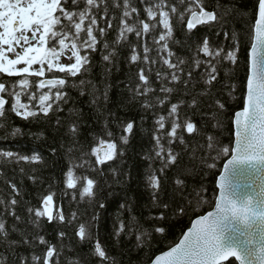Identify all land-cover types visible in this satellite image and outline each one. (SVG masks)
<instances>
[{
	"label": "snow or ice",
	"instance_id": "1",
	"mask_svg": "<svg viewBox=\"0 0 264 264\" xmlns=\"http://www.w3.org/2000/svg\"><path fill=\"white\" fill-rule=\"evenodd\" d=\"M70 2L71 7L69 0H0V118L10 112L21 120L29 121L41 115L49 118L51 113L63 112L62 105L69 102L65 91L69 78L78 79L84 74L86 66H90V54L100 51L101 60L106 66L111 65L118 55L117 47L127 42L130 49L128 62L141 64L136 73L139 83L133 90L136 97L143 98L141 107L145 110L157 107L163 110L168 105L166 115L153 112L155 119L151 139L154 143L151 154L146 157L160 162L159 169H152L147 177L152 190V203L160 209L159 214L149 216L148 219L154 223L151 231H145L140 219L132 215V207L122 204L120 207L126 208L129 218L125 221L118 216L111 234L115 244H119L122 236L130 238L135 235V243L131 246L133 250L147 246V238L153 233L165 232L163 222L168 219L169 210L180 216L188 208L206 202L203 185L198 188L193 185L191 191L186 192L188 186L179 174L175 176L176 187L172 199L163 201L160 195L163 191L161 178L166 177L168 170L179 166L182 152L189 149L182 132L190 134L189 138L199 132L189 116H181V106L197 109L199 97L211 93L223 62L233 66L238 64L241 36L236 31H226L225 25L229 22V15L234 14V19L239 17L243 20L246 27L242 33L248 37L250 49L246 58L243 107L235 111L234 118H230L235 127L234 145L231 139L229 145L225 146L215 136L208 135L206 144L196 142L191 149L193 156L197 147L204 151L200 160L208 169L216 168V161L220 157L230 156L215 182L219 195L215 197L213 210L191 220V227L183 232L179 242L154 259L150 258V264H264V0H253L252 9L248 11L219 3L210 9L207 0H138L139 5H143L142 9L133 0ZM177 24L185 36L183 43L191 53L190 63L188 58L172 50L173 44L182 43L174 37ZM198 26L218 29L216 35L223 32L225 40L230 41L227 48L224 44L213 45L208 36L192 40L189 44V38L199 31ZM113 29L116 31L115 38L108 42L106 37ZM128 34L135 35V43L129 41ZM153 52L155 55H152ZM65 57L67 63L63 62ZM155 65L160 66L155 76L160 83L158 91L161 95L149 100L148 97L157 91L151 87L149 79ZM199 68L204 71L197 79L195 70ZM225 76L230 78V73L226 72ZM79 83L83 86L85 81L80 80ZM198 83H203L202 91H189V86L194 88ZM181 85V95L190 96L191 99L186 101L181 98L172 103L170 96L181 91ZM72 86L76 87L74 81ZM224 87L230 88L228 95L235 98L236 83L225 84ZM84 94L81 90L80 95ZM104 99H107L106 91ZM97 101L98 98L93 96L91 102L95 104ZM213 106L221 114L225 109L218 99L209 105ZM69 112L75 115L74 109H69ZM215 117L214 112L212 118ZM78 120L79 117L68 120L64 133L68 143L62 140L60 145L68 161L59 181L64 186L60 199L71 196L72 201H77L78 193L79 201L87 198L91 203L99 188L96 177L105 175L101 166L109 165V162L124 155L122 146L129 143L134 123L120 122L118 127L121 134L118 138L106 124L102 133L90 134L91 142H82L79 140L81 132ZM63 126L57 115L54 129L59 133ZM222 126L219 120L213 125ZM0 129H4V139L24 134L21 128L9 127L2 122ZM33 135L39 139L43 133ZM176 141L182 146L181 152L175 150ZM51 152L55 155L57 149L53 148ZM213 152L215 155H212ZM0 161L15 165L43 163L38 154L28 155L9 149H0ZM77 170H80L79 174ZM110 170L113 173L116 171ZM20 171L23 173L24 168L21 167ZM31 171L34 173L36 169L32 168ZM185 172L190 173V170L185 169ZM28 178L33 183L37 179L34 175ZM5 183L9 185L11 193L8 198H0V205L4 207V215L11 216L15 223L9 230L5 220L0 217V246H4L5 252L12 255L9 261L4 254H0V264H62L60 257L65 247L63 240L66 233L60 225H76L75 237H79V243H91V254L99 264H117L102 246L98 233H93L99 214L93 213L90 219L77 224L80 220L78 211L66 214L59 204L54 210L57 193L52 190V185H49L46 194L40 196L38 206L27 207V224L39 228L45 219L48 223L56 222L59 246L37 233H32V239H28L24 231L17 227L18 223L23 222L15 210L20 203L16 199L21 195L20 189L14 182L5 180ZM99 207L102 209L105 204L101 201ZM13 233H17L20 239L13 240ZM20 244L33 249L30 256L15 251ZM37 244L43 246L40 253L35 251ZM78 260L66 258V264H78Z\"/></svg>",
	"mask_w": 264,
	"mask_h": 264
},
{
	"label": "trees",
	"instance_id": "2",
	"mask_svg": "<svg viewBox=\"0 0 264 264\" xmlns=\"http://www.w3.org/2000/svg\"><path fill=\"white\" fill-rule=\"evenodd\" d=\"M133 2L141 9L143 8V5H139L138 0H133ZM207 3L210 9L219 3L224 6L234 7L240 11L251 10L253 6V0H207ZM69 7H71L70 0ZM116 15L118 16L119 13H116ZM233 15L227 17L229 22L225 25V30L229 33L236 31L241 36L238 64L233 66L228 62H223L219 67V76L217 81L214 82L211 93L199 97L197 109H188L184 105L181 106V116H189L199 128V132L190 138V134L186 133V131L182 132V135L186 137L189 149L186 152H182L179 166L168 170L166 177L161 178L163 180V191L160 195L163 201L172 199L174 195L173 189L176 187L175 176L179 174L180 178L188 186L185 189L186 192L191 191L193 185L197 188L203 185L206 189L204 193L206 202L202 205L188 208L186 213L180 216L174 215L169 210L167 212L168 219L163 222L165 232L163 234L153 233L151 237L147 238V246H141L139 250H133L131 247L135 243V235L130 238L122 236L119 244L114 243L111 234L117 217L119 216L125 221L129 218L126 208L121 209L120 205L124 204L132 207V215L140 219L145 231H151L154 223L148 219L149 216L159 214L160 209L153 206L152 203V190L148 185L147 177L152 169H159L160 162L158 160H149L146 157L151 154L154 143L151 139L155 119L153 112L166 115L168 108L167 104L163 110L159 107L153 110H145L141 107L143 98L136 97L133 92L139 83L136 73L141 64L128 62L127 58L130 56V49L127 42H124V46L117 47L118 55L114 58L113 64L106 66L105 62L101 60V52H92L90 54V66H86L87 70L84 74L78 79L69 78L70 82L65 89L69 102L62 105L63 112L51 113L49 118H44L41 115L39 118L30 119L29 121L21 120L10 112L7 113L6 117L0 118V122L5 123L9 127H19L24 133L15 138L4 139V129H0V149H9L28 155L35 153L43 159V163L34 165L24 163L21 165L5 164L0 161V198H8L11 193V189L5 183V180L14 182L20 189L21 195L16 197L20 203L15 210L17 215L23 218V222L18 223L17 227L24 231L28 239H32V233H37L59 246L57 242L58 225L56 222L48 223L45 219L39 228H34L32 225L27 224L29 218L27 207L29 205L38 206L40 204V196L46 194L49 185H52V190L57 193L56 197H54V210L56 205L59 204L66 214L78 211L80 220L77 224L90 219L93 213L99 214L98 225L93 227V233H98L102 246L109 257L117 261V264H150V258L154 259L156 255L178 243L183 232L189 228L191 220L212 210L215 197L217 196L215 182L221 173L224 163L230 156L220 157L216 161V168L208 169L200 160V157L204 155V151L197 147V151L193 156L191 149L196 146V142L206 144L208 135L215 136L225 146L229 145L230 139L232 144L234 142V127L230 122V118H234L235 111L241 110L243 107L242 93L246 92V58L250 44L248 37L242 33V30L246 27L245 23L239 17L234 19ZM198 28L199 31L196 35L189 38V44L192 40H199L202 36H208L213 45L217 43L224 44L227 48L230 41L225 40L223 32L220 35H216L218 29H210L206 26H198ZM115 35V29L110 30L106 40L108 42L113 41ZM174 37L182 43L173 44L172 50L177 55L188 58L190 63L191 53L188 46L183 43L185 36L178 24L175 27ZM128 39L132 43L137 40L134 34H128ZM140 54L142 55V49ZM152 55H155V52ZM159 67V65L153 66V71L149 74V79L152 82L151 87L157 90L148 97L149 100H152L155 95H161L158 91L160 83L155 76V71ZM185 71H187V66H185ZM203 71V68L195 70L197 79H199V74ZM226 72L230 73V78L225 76ZM8 79L14 80L16 78ZM80 80L85 81L83 86L80 85ZM73 81L76 87L72 86ZM89 81L91 82L90 84L88 83ZM231 83H236L237 85V91L234 94L235 98L228 95L230 88L224 87L225 84ZM180 89L181 91L171 94L170 101L172 103L177 102L181 98L186 101L191 99L190 96L181 95L183 91L182 85ZM203 89V83L196 84L194 88L189 86V91L193 93H198ZM81 90L85 92L84 95H80ZM105 91L107 92V99H104ZM93 96L98 98L95 104L91 102ZM216 99L225 105L222 114L214 106L209 107L210 104H214ZM69 109H74L75 115H72ZM214 112L216 113L215 119L212 118ZM57 115H59L64 125L59 129V133L53 127ZM77 117H79L78 123L80 124L81 132L79 140L82 142L86 140L91 142L92 136L90 134L102 133L106 124L107 128L118 138L121 134V130L118 127L120 122L132 121L134 123V131L130 135L129 143L122 146L124 155L109 162L110 167L109 165L101 166L105 175L96 177L99 180V188L96 190L94 202L91 203L87 198L79 201L78 193L76 195L79 202L72 201L71 196H65L62 200L60 199V192L64 186L59 181L62 178V169H66L68 164L64 150L61 149L60 145L62 140L65 144L68 143V137L64 135L68 127V120H77ZM217 120L222 122V127H213ZM37 133H43V136L37 139L33 135ZM175 144V150L181 152L182 146L179 145L178 141ZM53 148L57 149L55 155L51 152ZM212 155H215V152ZM208 162L211 161L209 160ZM21 167L24 168L23 173L20 171ZM32 168L36 169L34 173L31 171ZM110 169H115V173ZM185 169H189L190 173L185 172ZM79 173L80 170H77V174ZM29 175L37 177L35 183L28 178ZM101 201L105 204L102 209L99 207V202ZM0 217L5 220L9 230H11L15 221L11 216L4 215L3 205H0ZM60 227L66 233V237L63 240L65 247L60 257L62 264H66V258L73 260L79 258L78 264H99L98 259L91 254V243H79V237H75L74 228L76 225H60ZM11 238L19 240L20 236L17 233H13ZM15 251L20 255L30 256L33 249L27 245L20 244ZM35 251L37 253L42 252L43 246L37 244ZM0 254H4L9 261L12 259L11 253L5 252L4 246H0Z\"/></svg>",
	"mask_w": 264,
	"mask_h": 264
},
{
	"label": "water",
	"instance_id": "3",
	"mask_svg": "<svg viewBox=\"0 0 264 264\" xmlns=\"http://www.w3.org/2000/svg\"><path fill=\"white\" fill-rule=\"evenodd\" d=\"M233 127H234V125H233ZM234 133H235V127H234ZM234 141H235V135H234ZM233 145H234V142H233ZM229 159H230V158H229ZM225 163H227V161H226ZM225 163H224V164H225ZM223 167H224V165H223ZM223 167H222L221 172L223 171ZM218 177H219V176H218ZM217 179H218V178H217ZM217 195H219V189H218V188H217ZM213 208H214V206H213ZM213 208H212V210H213ZM212 210H211V211H212ZM189 227H191V224H190ZM187 230H188V229H187ZM187 230H186V231H187ZM186 231H185V232H186ZM181 238H182V237H181ZM178 242H179V241H178ZM231 259H234V258H231Z\"/></svg>",
	"mask_w": 264,
	"mask_h": 264
},
{
	"label": "rangeland",
	"instance_id": "4",
	"mask_svg": "<svg viewBox=\"0 0 264 264\" xmlns=\"http://www.w3.org/2000/svg\"><path fill=\"white\" fill-rule=\"evenodd\" d=\"M63 62H65V63H67V62H68L66 57H65V58H63Z\"/></svg>",
	"mask_w": 264,
	"mask_h": 264
}]
</instances>
